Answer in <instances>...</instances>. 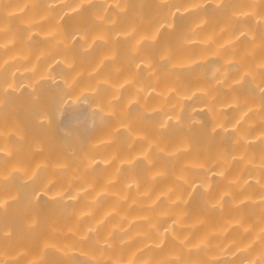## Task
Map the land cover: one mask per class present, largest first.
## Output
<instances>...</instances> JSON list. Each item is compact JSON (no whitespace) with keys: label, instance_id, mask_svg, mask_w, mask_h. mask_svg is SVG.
<instances>
[{"label":"bare ground","instance_id":"6f19581e","mask_svg":"<svg viewBox=\"0 0 264 264\" xmlns=\"http://www.w3.org/2000/svg\"><path fill=\"white\" fill-rule=\"evenodd\" d=\"M0 264H264V0H0Z\"/></svg>","mask_w":264,"mask_h":264}]
</instances>
